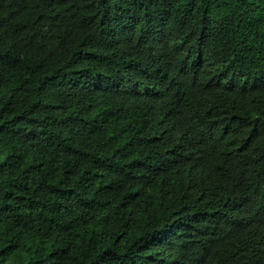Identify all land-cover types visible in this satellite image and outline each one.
Here are the masks:
<instances>
[{
    "label": "trees",
    "instance_id": "obj_1",
    "mask_svg": "<svg viewBox=\"0 0 264 264\" xmlns=\"http://www.w3.org/2000/svg\"><path fill=\"white\" fill-rule=\"evenodd\" d=\"M0 264H264V0H0Z\"/></svg>",
    "mask_w": 264,
    "mask_h": 264
}]
</instances>
